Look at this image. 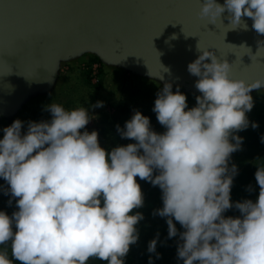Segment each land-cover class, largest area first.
Returning a JSON list of instances; mask_svg holds the SVG:
<instances>
[{
	"label": "clouds",
	"instance_id": "1",
	"mask_svg": "<svg viewBox=\"0 0 264 264\" xmlns=\"http://www.w3.org/2000/svg\"><path fill=\"white\" fill-rule=\"evenodd\" d=\"M226 10L233 28L249 17L264 35V0H203L200 14L215 21ZM230 67L203 50L187 65L198 77L196 105L189 108L179 86L173 91L165 83L152 110L166 130L154 131L150 118L135 111L123 128L117 125L121 138L134 142L111 150L101 147L97 131L86 129L96 118L90 108L103 101L71 110L51 102L45 106L50 120L16 119L4 127L0 179L7 187L0 188L16 210H0V245L10 244L12 257L0 252V264H88L90 258L125 264L144 219L132 214L144 204L137 177L161 190L163 206L153 215L166 218L169 238L178 237V262L264 264V166L255 172L256 201L231 200L238 175L231 156L243 144L237 133L259 127L247 113L254 107L251 92L264 89V78L232 79ZM230 209L239 215L225 216ZM158 240L159 234L147 249L157 259Z\"/></svg>",
	"mask_w": 264,
	"mask_h": 264
},
{
	"label": "water",
	"instance_id": "2",
	"mask_svg": "<svg viewBox=\"0 0 264 264\" xmlns=\"http://www.w3.org/2000/svg\"><path fill=\"white\" fill-rule=\"evenodd\" d=\"M202 3L0 0V117L15 115L28 96L48 91L60 62L87 51L194 94H200L198 77L187 65L203 50L227 61L232 79L264 78V45L258 44L264 35L252 28L253 20L242 17L233 28L227 10L215 21L201 16Z\"/></svg>",
	"mask_w": 264,
	"mask_h": 264
},
{
	"label": "rangeland",
	"instance_id": "3",
	"mask_svg": "<svg viewBox=\"0 0 264 264\" xmlns=\"http://www.w3.org/2000/svg\"><path fill=\"white\" fill-rule=\"evenodd\" d=\"M165 83L167 82L139 75L121 66L108 64L102 61L96 53L87 51L77 57L60 62L55 82L48 91L28 96L15 115L0 117V138L3 137L2 129L11 125L16 119L24 122L50 120L51 114L45 110V106L51 102L61 104L65 109L71 110L81 106L89 108L97 101H103V107L90 108V114L95 115L96 118L90 121L86 129L89 132L93 130L98 132L99 143L106 150L133 143L132 140L121 138L117 132V125L123 128L125 122L131 119L135 111H140L150 118L154 131L163 133L166 130L157 121L156 114L152 110L156 94ZM175 90L176 86H173V91ZM179 90L187 96L188 107H194L196 105L195 98L200 94L187 92L181 88ZM251 95L254 107L247 113V116L250 122L258 123L259 127L253 129L249 126L246 130L237 133L243 137V144L241 150L232 154L231 163L238 167V175L242 174L249 178L250 182H253L257 166H264V143L261 142V136H264V89L254 90ZM237 183L238 181L233 182L232 188ZM0 186L7 187L3 179H0ZM8 197L10 196L4 194L3 188H0V210L11 215L16 207L15 204L8 205L6 202ZM231 200L233 201L232 194ZM162 206V201L157 202L154 205V211ZM153 212H151L152 217L147 220V226L152 230L148 235L149 240L146 241L145 238L143 240L144 236H139L137 243L133 245V255L139 253L135 261L137 264H145L147 257L156 256L154 253H149L147 249L149 242L159 234L156 252L160 254V260H163L164 255L167 254L172 257L171 264H182V262H178L177 258L178 237L169 238L165 233H157L158 222L162 224L164 222L167 228L168 225L166 218L153 215ZM237 215L239 212L235 209H230L225 213V216ZM143 223L139 225L142 226ZM174 223L183 231L178 222L174 221ZM9 247L10 244L0 245V248L5 251L11 249ZM88 264H107V262L90 258ZM125 264L131 263L125 261Z\"/></svg>",
	"mask_w": 264,
	"mask_h": 264
},
{
	"label": "trees",
	"instance_id": "4",
	"mask_svg": "<svg viewBox=\"0 0 264 264\" xmlns=\"http://www.w3.org/2000/svg\"><path fill=\"white\" fill-rule=\"evenodd\" d=\"M137 182L140 183L141 186V191L143 193L144 196V204L141 208L139 209H134L133 213L135 212H140L143 214L144 216V223L143 220H141L138 225V232H139V236H144V238L146 239V241L149 240L148 235L149 233L151 234V228L147 226V220L152 217L151 212L154 211V205L157 202H161V190L158 186H153L150 182L144 181V180H140L139 177L136 178ZM238 181L237 185H235L232 189H231V194L233 196V202L236 201H243L245 199H253V201H256V199L258 198V194H259V185L257 184L256 180L254 179L253 182H250L249 178H246L244 175L240 174L238 176H236V178L234 179V183ZM146 185V186H144ZM249 186H251V188L253 189L252 191H249ZM10 199V197H8V199L6 200V202L8 203V200ZM251 199V200H252ZM13 204H15V202L13 201ZM9 212V211H8ZM238 212V210H237ZM143 223L142 226H140L139 224ZM158 227H156V230L158 231L157 233H165L168 235V228L165 227V223L163 222V224L161 222H158ZM155 229V228H154ZM178 231H182L179 227H177ZM10 248V247H9ZM133 250L134 247L133 245L130 246V250L127 254V256L125 257V261H127L128 263L131 264H137V262L135 261V258L139 255H133ZM0 252H4L6 253V255L9 257V259H12L11 257V249H8L7 251L2 250V248H0ZM136 254V253H134ZM165 258L163 260H160V257L157 259L156 256L155 257H151L153 259L154 264H171L170 261L172 262V257L170 255L165 254L164 255ZM132 257V258H131ZM149 258L147 257V262H145V264H149ZM144 261V260H143ZM141 262V261H140ZM174 262V261H173ZM13 264H19V262L13 261Z\"/></svg>",
	"mask_w": 264,
	"mask_h": 264
}]
</instances>
